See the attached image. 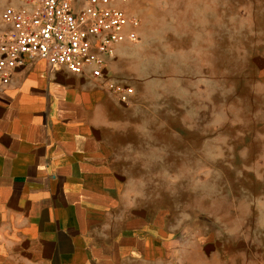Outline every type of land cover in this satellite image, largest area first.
I'll return each instance as SVG.
<instances>
[{"label":"rangeland","instance_id":"obj_1","mask_svg":"<svg viewBox=\"0 0 264 264\" xmlns=\"http://www.w3.org/2000/svg\"><path fill=\"white\" fill-rule=\"evenodd\" d=\"M122 8L141 29L108 74L134 89L121 202L140 255L120 263L264 264V0Z\"/></svg>","mask_w":264,"mask_h":264},{"label":"crops","instance_id":"obj_2","mask_svg":"<svg viewBox=\"0 0 264 264\" xmlns=\"http://www.w3.org/2000/svg\"><path fill=\"white\" fill-rule=\"evenodd\" d=\"M130 106L104 80L43 61L0 88V264L140 255V214L129 220L121 202Z\"/></svg>","mask_w":264,"mask_h":264},{"label":"built area","instance_id":"obj_3","mask_svg":"<svg viewBox=\"0 0 264 264\" xmlns=\"http://www.w3.org/2000/svg\"><path fill=\"white\" fill-rule=\"evenodd\" d=\"M129 0H18L4 9L0 27V88L36 61L77 76L104 80L122 104L134 89L106 79L108 60L138 41L141 21L122 5Z\"/></svg>","mask_w":264,"mask_h":264}]
</instances>
